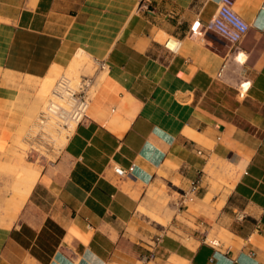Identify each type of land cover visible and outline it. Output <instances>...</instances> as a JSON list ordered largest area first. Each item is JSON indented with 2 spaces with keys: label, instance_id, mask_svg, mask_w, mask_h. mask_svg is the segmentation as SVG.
Returning a JSON list of instances; mask_svg holds the SVG:
<instances>
[{
  "label": "crops",
  "instance_id": "0c3cea01",
  "mask_svg": "<svg viewBox=\"0 0 264 264\" xmlns=\"http://www.w3.org/2000/svg\"><path fill=\"white\" fill-rule=\"evenodd\" d=\"M218 1L0 0V99L6 73L44 76L78 47L106 64L56 159L16 170L0 264H264V0H233L236 41L199 33Z\"/></svg>",
  "mask_w": 264,
  "mask_h": 264
},
{
  "label": "rangeland",
  "instance_id": "374dc122",
  "mask_svg": "<svg viewBox=\"0 0 264 264\" xmlns=\"http://www.w3.org/2000/svg\"><path fill=\"white\" fill-rule=\"evenodd\" d=\"M88 54V58L83 57L77 61L76 73H67V75L74 81H77L81 75L94 76V83L90 89V94H92L97 81L105 75L106 69H99L97 62L90 53ZM65 66L59 69L58 76L61 73L66 74L67 69L63 68ZM54 68L55 65L51 69ZM51 69L47 74L52 71ZM6 75L5 84L16 87L17 91L10 97L0 99V213L2 212L1 206L11 195L18 167L38 172L41 171L42 164L54 161L60 153L57 152L59 141L57 137L51 134L53 133L52 129H49L57 126L48 119L41 123L40 119V114L44 109L41 110V102L37 98V91L42 78L46 75L37 77L28 72H10ZM50 93L47 99L50 98ZM63 128L67 129L64 126ZM51 155H55V157H51ZM171 181V183L163 181L159 188L155 187V194L148 201L146 207L139 209L148 215L151 220L161 222L152 214L153 207H156L157 204L161 208L172 207L177 202L178 197L181 196V190L178 189V180L173 178ZM0 224L3 223L0 221Z\"/></svg>",
  "mask_w": 264,
  "mask_h": 264
},
{
  "label": "built area",
  "instance_id": "2783aa9c",
  "mask_svg": "<svg viewBox=\"0 0 264 264\" xmlns=\"http://www.w3.org/2000/svg\"><path fill=\"white\" fill-rule=\"evenodd\" d=\"M193 25L196 27L202 26L199 20H194ZM202 27L203 29L199 30V33L213 30L231 41H236L247 31L249 24L234 9L233 0H219L214 13ZM173 42L172 46H168L167 43H165V45L172 51H176L179 46V41L174 40ZM98 68L106 69V64L101 62L98 64ZM94 79V76L81 75L77 81H74L65 73H61L58 76L51 93V100L55 104V111L60 113V117L64 119L74 111H80L81 115L79 119L82 117L87 108L88 100L91 95L90 89L94 83ZM63 106L69 107L70 110ZM63 125H67L66 122L63 123ZM113 170L118 175L127 174V170L119 165H114ZM242 217L243 214L237 215V218Z\"/></svg>",
  "mask_w": 264,
  "mask_h": 264
},
{
  "label": "bare ground",
  "instance_id": "6f19581e",
  "mask_svg": "<svg viewBox=\"0 0 264 264\" xmlns=\"http://www.w3.org/2000/svg\"><path fill=\"white\" fill-rule=\"evenodd\" d=\"M159 39L161 41H163L164 43H167L168 46H172L174 43L173 42L174 38L171 36H168L166 34H160ZM83 57L88 58L89 54L87 52H85L82 48H78L74 52L70 62L65 67H63V68L67 69L66 75H67V73L68 74L76 73V63L78 60H80ZM60 68H62V66L55 65V68L51 69L52 71L49 72L44 78H42V81L40 82L39 89L37 91V98L40 100L39 102H41V104H40V106L42 107L41 110L44 109V111H42L40 114L41 123L45 122L48 119V120H50V122L52 121V123H55V125L57 126V127H54L52 124V126L54 128L53 127L49 128V129H52V131H53V133H51V134L54 137H57V140L59 141L57 152H59L61 150V148L64 146V144L66 143L67 138L71 134V132L75 126L76 121L79 119V117L81 115L80 111H74L73 113H70L69 116H66L63 119L62 117H60V115H59L60 113L56 112L54 109L55 104L51 100V98H52L51 93L53 90L52 85H53L55 79L58 77L57 74H58V71ZM27 76H29V75H27ZM30 77H32V76H30ZM49 93H50V98L47 99V96L49 95ZM63 107L66 109H69V107H67V106H63ZM65 122L67 125H63V123H65ZM63 126L66 127L67 129L63 128ZM52 135H51V137H52ZM57 135H59V136H57ZM41 149H43V148H41ZM55 155H51V157H55Z\"/></svg>",
  "mask_w": 264,
  "mask_h": 264
}]
</instances>
